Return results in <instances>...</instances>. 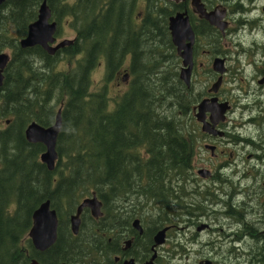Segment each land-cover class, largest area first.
<instances>
[{"label":"trees","instance_id":"16d2710c","mask_svg":"<svg viewBox=\"0 0 264 264\" xmlns=\"http://www.w3.org/2000/svg\"><path fill=\"white\" fill-rule=\"evenodd\" d=\"M42 1L0 5V52H9L0 85V264H26L32 257L43 264H92L106 254V222L115 231L137 216L151 231L169 220L159 213L152 217L146 206L152 198L165 208L172 200L185 206L182 185L171 183L177 178L182 182L189 169L178 117L183 113L179 98L187 88L161 66L170 14L162 6L165 0H145L139 27L131 20L135 0H46L59 25L56 34L66 16L72 17L76 33L74 44L55 54L40 45L19 44ZM213 31L206 23L201 36L207 44ZM128 52H143L144 59L141 67L130 68L128 89L110 103L105 81ZM60 54L73 66L58 69ZM103 58L105 84L93 88L91 70ZM59 107L58 158L48 170L39 159L43 144L27 142L24 132L32 121L53 124ZM92 192L102 201V215L95 218L84 208L74 234L70 216ZM47 199L57 213V238L39 251L27 233L33 211ZM125 205L129 207L122 210Z\"/></svg>","mask_w":264,"mask_h":264},{"label":"flooded vegetation","instance_id":"af4514ba","mask_svg":"<svg viewBox=\"0 0 264 264\" xmlns=\"http://www.w3.org/2000/svg\"><path fill=\"white\" fill-rule=\"evenodd\" d=\"M165 1L162 6L170 13L168 17L186 12L194 32L190 85L184 84L187 89L179 98L183 113L178 112L183 124L179 129L189 149V169L182 182L177 178L171 183L172 187L182 185L185 206L172 200V206L165 208L157 201L154 204L152 198L151 205H146L152 217L159 213L169 220L151 231L137 216L132 221L138 220L140 232L133 222L115 231L106 222V254L103 261L92 264H264V0H199L206 11H224V29L209 24L191 0ZM145 6V0L134 1V27L141 25ZM206 23L214 29L209 44L201 36ZM246 29L248 34L239 32ZM167 43L163 45L167 57L161 66L173 69L176 80L183 82L179 76L182 58L170 31ZM142 54L128 52L124 56L118 84L128 89L130 68L141 67ZM217 58L223 62L222 73L212 66ZM218 77L221 81L214 91L211 88ZM228 83H237L235 93L226 90ZM200 102L205 103V111L199 115L202 120L196 116ZM220 104L225 108L224 118L214 122L211 114ZM171 109L174 112L175 105ZM239 110L245 112V118L242 114L237 117ZM203 122L209 126L203 127ZM163 227L167 228L164 242L155 245L154 235ZM29 259L43 264L36 257Z\"/></svg>","mask_w":264,"mask_h":264},{"label":"water","instance_id":"95a60500","mask_svg":"<svg viewBox=\"0 0 264 264\" xmlns=\"http://www.w3.org/2000/svg\"><path fill=\"white\" fill-rule=\"evenodd\" d=\"M7 0H0V5ZM191 5L194 6L198 13L205 18V20L220 29H224L225 23L221 20L223 19L224 11L218 9H213L211 11H206L203 4L199 3V0H191ZM46 0H43L38 8L37 18L28 23L26 35L19 40V44L22 47H31L34 45H40L48 53H53L56 49L62 46H66L68 42L52 44L55 41V32L57 28V23L55 20H51V11ZM168 21V31H170L172 43L177 47L178 55L182 58V66L180 70V79L184 82L186 86L190 85L191 76V61H192V44L194 41V32L191 29L188 15L186 12H177L176 15H172ZM187 40V41H186ZM186 41V43L184 42ZM9 58V54L6 52L0 53V85L2 83L3 76L1 75L3 68L6 65V61ZM223 62L220 59H215L213 63V68L215 71L223 72ZM217 81L212 85V90H216L220 84L221 78L218 77ZM61 107L57 108L55 119L53 124L49 126H41L35 121L29 122L25 128V138L28 142L41 143L45 148L40 154V161L47 167L48 170H53L58 158V152L56 150V143L58 138V132L61 129ZM205 111V103L200 102L198 106L197 118L202 120L201 113ZM225 108L221 107V104L214 111H212L211 119L216 122L224 118ZM209 126L208 123L203 122V127ZM202 127V128H203ZM95 192L90 193V196H86L81 200V202L76 206L75 213L70 216V226L71 232L77 234L80 227V215L84 208H88L93 217L97 218L102 215V201H100ZM32 224L29 229L28 237L32 242V246L39 251H44L51 246L56 241L57 238V226L58 217L56 210L51 208L50 200L47 199L40 203L38 207L32 213ZM133 226L139 232L141 231L138 225V220L132 221ZM167 228L163 227L157 231L154 235L155 245L162 244L165 239V233ZM28 264H40L38 260L32 259ZM66 264V263H61Z\"/></svg>","mask_w":264,"mask_h":264},{"label":"rangeland","instance_id":"374dc122","mask_svg":"<svg viewBox=\"0 0 264 264\" xmlns=\"http://www.w3.org/2000/svg\"><path fill=\"white\" fill-rule=\"evenodd\" d=\"M73 0H70V2H72ZM56 20V18H55ZM71 21H72V17L71 16H66L65 18L61 17L60 20H59V23H61V29H60V32L57 34V43H64V41L68 42L67 45L69 46H72L75 42V37H76V33H75V30L73 29V27L71 26ZM261 26L263 27V24H260V26H258L260 29ZM240 33L242 34H248V30H239ZM258 36V38H261V34L257 33L256 34ZM249 37V35H248ZM257 38V39H258ZM250 40V37L249 39ZM251 41V40H250ZM225 47V46H224ZM63 48L59 46V53H60V50ZM227 48V47H225ZM56 49L53 53H50V54H55V52L58 50ZM233 50V49H232ZM3 52H8L7 50H3ZM9 53V52H8ZM57 63H56V66H58V69H65V68H69V67H72L73 66V63H69L66 59L63 57L62 54L59 55V58H57ZM243 62V60H242ZM149 66V64H148ZM165 67V66H163ZM124 68V67H123ZM166 68V67H165ZM105 61H104V58L101 59L99 61V63L91 70V74H90V78H91V83L93 84V88H99L100 86L104 85L106 83V86H107V95H109V98L111 99L110 103L117 99L120 95L119 93H121L122 91L124 90H127V88H125L124 84L121 83V84H118V80L116 81V78H118L121 74V72L118 70L116 72V75L114 74L113 77L110 79V80H107L105 81L104 83V80H105ZM171 74L173 75V69H169L167 68ZM210 75V73H209ZM237 85V83H235L234 85L228 83L226 84V90H233V93H235V86ZM242 90L240 89L239 91V94L242 96ZM241 99V98H240ZM242 104H245V103H242ZM60 104H57V107L59 106ZM242 114V118H245V112H242V110H239V113H237V117L239 118L240 115ZM236 116H231V119L235 118ZM7 123V120L4 121V123ZM175 264H185V263H175ZM187 264H191V263H187Z\"/></svg>","mask_w":264,"mask_h":264},{"label":"bare ground","instance_id":"6f19581e","mask_svg":"<svg viewBox=\"0 0 264 264\" xmlns=\"http://www.w3.org/2000/svg\"><path fill=\"white\" fill-rule=\"evenodd\" d=\"M28 142V141H27Z\"/></svg>","mask_w":264,"mask_h":264}]
</instances>
